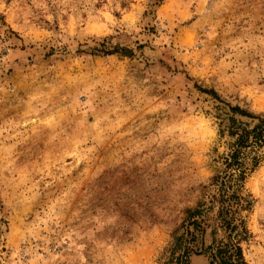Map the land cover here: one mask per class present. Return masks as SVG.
<instances>
[{
	"label": "rangeland",
	"instance_id": "obj_1",
	"mask_svg": "<svg viewBox=\"0 0 264 264\" xmlns=\"http://www.w3.org/2000/svg\"><path fill=\"white\" fill-rule=\"evenodd\" d=\"M229 107L264 116V0H0V264H170L193 220L221 239L227 119L255 123ZM243 157L224 200L264 264V149Z\"/></svg>",
	"mask_w": 264,
	"mask_h": 264
},
{
	"label": "trees",
	"instance_id": "obj_2",
	"mask_svg": "<svg viewBox=\"0 0 264 264\" xmlns=\"http://www.w3.org/2000/svg\"><path fill=\"white\" fill-rule=\"evenodd\" d=\"M125 53L127 50H121ZM110 53V52H103ZM214 99H218L217 94L213 91L205 92ZM229 112L233 115L245 117L255 121L251 127H248L247 123L240 122L234 117H228V125L225 128L226 135L232 142H229V151L224 158L225 166L230 173L225 174L222 180L219 182L221 211L218 213L219 229L221 228L222 238L215 240L207 248L203 247L201 240L199 242L200 249L197 247V236L200 237L203 232L200 225L193 220L189 225L192 231L186 232L184 240L182 236L175 237L173 240L170 254L173 258L169 259L170 264H187V257L189 254L199 255L205 254L207 257V264H247L244 260L242 242L247 238L248 231L243 222H239L236 217L235 211L241 208L245 203V200L240 195L225 196V185L231 181H234L236 190H240L242 187L240 184L244 182L245 167H244V154L246 150L251 149H264V116L253 115L239 107H229ZM257 157L252 158L253 167H256L259 163ZM235 176V178H232ZM217 178V177H215ZM227 178V179H226ZM234 179V180H233ZM231 187L227 186L229 190ZM233 201V202H232ZM188 219H192L194 215H198V210H187ZM223 214V216H222ZM181 248V251H180ZM179 253L175 255V253Z\"/></svg>",
	"mask_w": 264,
	"mask_h": 264
}]
</instances>
